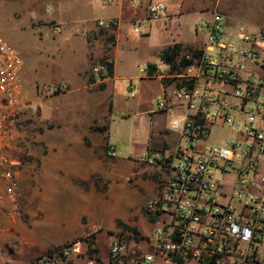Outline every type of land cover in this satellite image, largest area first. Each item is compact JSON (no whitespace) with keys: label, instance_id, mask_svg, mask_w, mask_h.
<instances>
[{"label":"built area","instance_id":"2783aa9c","mask_svg":"<svg viewBox=\"0 0 264 264\" xmlns=\"http://www.w3.org/2000/svg\"><path fill=\"white\" fill-rule=\"evenodd\" d=\"M170 15L161 1L147 4L146 21ZM98 25L113 28L117 20L99 19ZM132 30L139 33L140 24ZM194 32L203 39L176 56L177 67L160 61L153 70L148 63L139 68L161 80L156 106L166 119L165 138L147 143L136 157L158 174L154 196L141 207L145 230L95 226L32 264H264V29L231 26L212 10L198 17ZM23 66L21 51L0 35V208L7 200L14 211L23 166L17 123L35 110L25 96ZM90 73L104 78L108 65ZM36 90L57 94L67 86L44 83ZM107 148L108 157L117 156Z\"/></svg>","mask_w":264,"mask_h":264},{"label":"rangeland","instance_id":"374dc122","mask_svg":"<svg viewBox=\"0 0 264 264\" xmlns=\"http://www.w3.org/2000/svg\"><path fill=\"white\" fill-rule=\"evenodd\" d=\"M36 2L38 8L42 10L41 13L46 12V16L52 15L51 9L47 11L49 7L46 8L50 6L52 9L55 8L54 15L63 12L70 20L87 22L91 26L94 25L93 20L96 21L113 12L112 8L102 4L101 0ZM185 2L186 4L179 9V12L185 13L179 18L176 33L172 31V34H178L177 36L191 46L199 45L203 39L200 34L194 32L195 21L198 17L204 16L201 12L217 10L231 20L229 22L234 23L232 20L236 17L240 20L237 21L238 23H243L249 28L253 25L264 27V0ZM30 13L29 5L26 3L0 0V34L10 40L11 45L17 47L23 55L24 92L27 100H31L35 105V110L31 113L23 112L17 123L19 131L17 154L22 160L23 168L30 170L31 179L21 178L16 186L18 219L26 226H29V222L31 225L37 222L39 226H46L35 228L36 234L33 235L35 245L31 247V254H35L39 249L44 248V241L50 242V248L65 238L73 237L75 233L81 232L74 239L81 237L92 231L95 226L113 231L120 227L117 226L118 222L140 224L141 221L138 219L142 214L144 199L140 200L139 179L143 178L142 174L145 173L146 166L139 161L123 158V155L130 152H133V156L138 154L150 125V116H154L155 125L160 123L159 118H156L160 113L156 105L162 95L161 80L156 76L151 77L141 73L139 68L146 61H154L160 65L161 62L154 52L168 36L160 20L151 22V27L144 21L140 22L139 33L133 32L132 23H121V34L115 52L119 66L116 77L109 82V90H112L111 103L104 92L99 91L94 85H89L82 90V96L75 105V102L65 100L64 92L47 95L37 93L36 88L39 85L50 82L56 75L52 77L51 73L44 70L45 65L50 64V53L35 48L37 40L32 36V30L27 26L23 28L28 22ZM47 25L51 29L50 38L53 41L67 38L70 34L53 19L47 20ZM76 25L80 24L76 23ZM79 34L84 35L85 32ZM86 35L92 40L91 31ZM188 44H184V47ZM87 57L84 59L85 66L80 70L82 72L85 70L89 75L93 66L102 64V59H97L91 54ZM58 60H61L58 64L51 63V66H57L55 74H59L64 69L62 68L64 64L71 65L74 62L72 58H64L61 55L55 59L56 62ZM31 69L34 71L32 77ZM129 86L131 92L128 91ZM109 103L111 113L107 119ZM106 120L107 133L93 134L97 142L101 141V145L96 149L99 165L90 171L91 175L86 180L74 174L66 177L63 172L57 170L56 181L49 179L47 184L46 182L40 184L37 176L43 160L51 158L54 154L59 155L61 151L64 153L69 151L73 154L75 148H62L61 144L65 141L82 140L90 125L103 127ZM105 145L113 146L118 157H107V150L103 148ZM42 197L45 198V203L41 202ZM86 203L91 207L90 212L74 211L77 210L74 206ZM111 216L115 220L113 226L109 225ZM139 226L142 227V224ZM98 238L100 250L105 252L107 244L104 235L101 233Z\"/></svg>","mask_w":264,"mask_h":264},{"label":"crops","instance_id":"0c3cea01","mask_svg":"<svg viewBox=\"0 0 264 264\" xmlns=\"http://www.w3.org/2000/svg\"><path fill=\"white\" fill-rule=\"evenodd\" d=\"M14 2H20V3H26L29 5V10L31 11L29 15L28 22L26 25H23V28L26 26L32 30V36L37 40V44L35 45V48H40L39 50L41 52L47 53L49 52L50 55V64L45 65L46 72L49 74L51 73V76L55 77L51 79L50 82L46 83H64L67 86V91L64 92L65 94V100L69 99L72 103L75 102V105H77L78 100L82 96V90L88 87L89 85H94L99 91L104 92L105 96H108L109 100L112 96V90H109V82L113 80L116 77L117 73V67L119 66V62H116V49L118 48V38L120 36V29H121V23H140V22H146L149 27H151V22L155 21H146V7L147 4L150 1H161L163 2L168 12L171 14L168 18L160 19L161 24L165 30H167V39L163 42H161L158 46V48L155 49L154 54L156 57L159 58V53L162 49L166 48L167 46L172 45L175 42H180L182 44H188L184 40H182L178 34L173 35L172 31H175L178 27L179 18L185 13V12H179V9L182 8L186 2L189 0H137V5H133L129 0H112L111 3L108 5L112 8L113 12L110 14L105 15L104 17H101L99 19L104 18H115L117 20V25L113 28H106V27H100L98 25V20L94 21V25L91 26L87 22L82 23L78 22V20H70L67 16L63 14V12L60 13V15H54L53 12L55 8L52 9L49 7L52 11L51 16H46V12L42 14V10L38 8V2L39 0H13ZM45 2L51 1L55 3V1L59 0H43ZM190 3V2H189ZM205 13V12H201ZM16 14V13H15ZM67 18H65V17ZM13 17L18 18V16L13 15ZM53 19L57 23L61 24V26L64 27V29L69 32L70 34L67 35V38H61L60 40L53 41V39L50 38L51 29L47 25V20ZM227 23L231 26H238V25H244L243 23H238V20L236 17L232 20L233 22H229L228 18H226ZM159 21V20H157ZM76 23L80 24L79 26L76 25ZM74 26V27H73ZM245 26V25H244ZM62 27V28H63ZM248 27V26H245ZM251 29H264V27L259 25H253L250 26ZM92 32V40L90 38H87V33ZM79 32L84 33V35H80ZM134 32V31H133ZM136 33V32H134ZM7 42L12 44L10 40H8L3 34H0ZM86 35V37H84ZM189 45V44H188ZM60 48V49H59ZM38 50V51H39ZM88 54L95 55L97 59H102V64L104 63H112V75L106 76L104 78H97L93 76L91 73L89 75L85 72V70L82 72L81 67L85 66V60L88 57ZM64 56V58H72L74 61L71 65L69 63H66L62 66L64 68L59 74H55L54 71L57 69V66H51V63L58 64L59 61H55V59L59 56ZM60 59V57H59ZM159 61H164L159 58ZM145 63L148 64H156L154 61H146ZM98 64V65H102ZM50 66V67H49ZM50 68V69H49ZM50 71H49V70ZM33 69H31V77L34 75ZM42 71H40L41 73ZM33 79V78H32ZM103 85L101 88L100 86ZM108 91V92H107ZM111 103V100H110ZM109 103L108 106V118L111 113V105ZM153 117L150 116V125L148 126L146 133L144 135V141L142 142V147L138 151V154L136 156H133V152L127 153L123 155V158H126L128 160L137 161L136 157L141 153V151L144 149V147L147 145V143L150 144H159L166 136V133L164 132V128L166 125L165 116L162 113H159V115H156V118L160 120V123L156 125L153 123ZM158 120V121H159ZM163 121H165L163 123ZM105 125H107V128L105 131L101 132L99 130L94 129L93 127H98L94 125H90L88 128V132L86 135L82 138V140L77 139L76 141H65L61 144L62 148H75L76 151L71 154V152H62L58 154H54L51 158L47 160H43L40 163V170L38 174V181L40 184H46L48 183L49 179L56 181L57 174L56 171L63 172L66 177L69 175H78L84 180L87 179L91 175L90 171L97 168L99 165V162L96 158L98 147L101 145V141L97 142V138H94L95 133H107L108 130V124L107 120ZM105 141L107 135L104 136ZM103 138V137H102ZM102 140V139H101ZM108 144V142H107ZM98 146V147H97ZM105 150L107 149V145L103 147ZM96 150V152H95ZM106 155V154H105ZM108 157V156H107ZM116 157H109V158H117ZM145 173L142 174L143 178L139 179V191L140 194V200L144 199V202L149 199L150 197L154 196L156 190L154 189V180L155 178H158V175L154 170L146 167ZM134 175H132L133 177ZM25 179L30 180L31 179V172L29 169H24L23 166L21 168L19 179ZM2 183L0 182V192L2 191ZM146 196V197H145ZM145 197V198H144ZM18 200V197H17ZM41 202H46L45 198L42 197ZM142 204V205H143ZM18 206V202H17ZM13 205L9 203L7 200L4 201L0 208V264H26L27 262L29 264H32L34 259L40 255L43 254L50 249L65 244L69 241L74 240V237H77L81 234V232L75 233L74 236L65 238L63 241L57 242L55 246L49 248L50 242H43L45 243L44 248L41 250L39 249V252L35 254H31V247L35 245V240L33 239V235L36 234L37 227H46V226H39L37 222H35L33 225H31V222H29V226H26L21 220L18 219L17 212L14 211ZM77 210L74 211H82V212H90V205L88 203L74 206ZM127 220V219H123ZM147 217L141 214L138 221H141L140 224L133 223L131 225H135L139 227L140 229H143V227L147 223ZM109 225L113 226L115 224V220L113 217H109ZM142 224V227L139 226ZM79 238V237H78ZM76 239V238H75ZM60 243V244H58ZM46 250V251H44ZM44 251V252H42ZM100 253L102 256H106L107 251L102 252L100 250ZM26 261V263H25Z\"/></svg>","mask_w":264,"mask_h":264},{"label":"trees","instance_id":"16d2710c","mask_svg":"<svg viewBox=\"0 0 264 264\" xmlns=\"http://www.w3.org/2000/svg\"><path fill=\"white\" fill-rule=\"evenodd\" d=\"M184 46L185 45L180 42H175L172 45L167 46L166 48L162 49L159 53V58L164 61L172 62L173 66L177 67V65L175 64V58L182 50L185 49ZM186 61H187L186 59L184 58L182 59V62L185 63ZM107 65H108V75L107 76L109 77L112 75V63L109 62ZM149 65H150V69L153 70L154 64H149ZM100 87L102 88L103 85H101ZM93 128L103 132L106 130L107 125H103V127H93ZM117 226H122L124 228H132L128 224L122 223V222H118ZM133 229L135 228L133 227Z\"/></svg>","mask_w":264,"mask_h":264},{"label":"flooded vegetation","instance_id":"af4514ba","mask_svg":"<svg viewBox=\"0 0 264 264\" xmlns=\"http://www.w3.org/2000/svg\"><path fill=\"white\" fill-rule=\"evenodd\" d=\"M156 176H158V175H156ZM156 180H154V182H153V184H154V189L156 190V184H157V180H158V178H155Z\"/></svg>","mask_w":264,"mask_h":264}]
</instances>
